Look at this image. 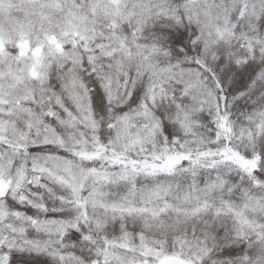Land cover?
<instances>
[{
  "label": "snow or ice",
  "instance_id": "snow-or-ice-1",
  "mask_svg": "<svg viewBox=\"0 0 264 264\" xmlns=\"http://www.w3.org/2000/svg\"><path fill=\"white\" fill-rule=\"evenodd\" d=\"M0 264H264V0H0Z\"/></svg>",
  "mask_w": 264,
  "mask_h": 264
}]
</instances>
